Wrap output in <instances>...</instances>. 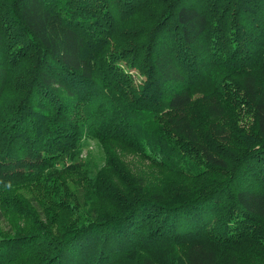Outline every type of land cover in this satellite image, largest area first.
Segmentation results:
<instances>
[{"label": "trees", "instance_id": "trees-1", "mask_svg": "<svg viewBox=\"0 0 264 264\" xmlns=\"http://www.w3.org/2000/svg\"><path fill=\"white\" fill-rule=\"evenodd\" d=\"M0 117V264H264V0H0Z\"/></svg>", "mask_w": 264, "mask_h": 264}, {"label": "rangeland", "instance_id": "rangeland-1", "mask_svg": "<svg viewBox=\"0 0 264 264\" xmlns=\"http://www.w3.org/2000/svg\"><path fill=\"white\" fill-rule=\"evenodd\" d=\"M3 124L4 120L0 117V128ZM78 157L79 158L76 161H73L72 163L68 162L67 166H72L75 172H82L83 176L88 177L87 180L90 179V177L94 178L98 175V173L106 166L108 159L107 152L102 144L94 140L85 141V139L82 141ZM121 157L133 170L147 171L148 164H142L133 154L121 155ZM73 178L74 180L77 179L75 176ZM26 188L27 189L22 187L17 188L13 190L5 200H0V237H15L18 234H23V231L26 230L29 224L28 219L24 216L25 210L11 211L15 209H11L10 207H7L8 210L5 209L4 206L12 203L13 199L18 200L15 202H23L24 205L26 204L25 206L28 210L31 211L33 209L36 212H38V208L43 200L47 202V200L41 196V190L38 187L30 186ZM71 188H73V185Z\"/></svg>", "mask_w": 264, "mask_h": 264}]
</instances>
